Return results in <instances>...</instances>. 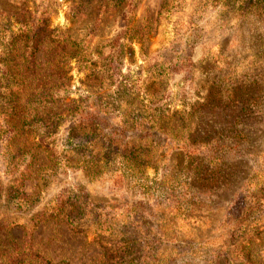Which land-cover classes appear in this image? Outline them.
<instances>
[{"label":"rangeland","instance_id":"rangeland-1","mask_svg":"<svg viewBox=\"0 0 264 264\" xmlns=\"http://www.w3.org/2000/svg\"><path fill=\"white\" fill-rule=\"evenodd\" d=\"M20 31L0 264H264V0H0V51ZM212 83L242 102L195 112Z\"/></svg>","mask_w":264,"mask_h":264},{"label":"trees","instance_id":"trees-1","mask_svg":"<svg viewBox=\"0 0 264 264\" xmlns=\"http://www.w3.org/2000/svg\"><path fill=\"white\" fill-rule=\"evenodd\" d=\"M40 43H41V37L38 36V34L36 33L26 34L20 31L18 33L8 34V39H6V43L3 42V44L1 45L2 51H0V64L3 67L11 69L14 73H16L14 75L17 77H21L22 75L26 74V73H23L26 71L34 72L33 71L34 62H35L34 54L37 52V48H38L37 46ZM21 60L24 61V68L20 67L18 64L19 63L18 61H21ZM25 78H27L26 75H25ZM238 86L239 87H236L235 89L233 88L231 89L230 86L227 87V85H225L226 89L223 91L221 86H220L221 90H219V87H217V84L212 83L209 86L210 91L208 92L207 96L202 97L203 102L201 103L196 102L194 104L193 107L196 109L195 112H199L203 107L213 105V101L215 102L214 106H218V104L221 106L223 105V102H226V101L237 103V100H241V101H238V103L242 102L243 99H242L241 94L243 92L242 90L243 87L241 85H238ZM222 91L224 92V94H220V92ZM24 113L26 114L25 117L28 118V113L27 112H24ZM101 114L102 113H89V116H93L91 117L90 121L95 120V117ZM163 123L164 121L162 120L160 123V126H162ZM90 126H92V123L91 122L88 123L84 121V117L82 116H80L79 120L77 121L75 125V127L80 128L81 131H85L87 128H90ZM122 154H123L122 152L121 154L119 153V157L123 159L125 164H130L129 160L126 159L124 155ZM189 157H191V155H189ZM138 159H140L139 160L140 162L137 161V159L134 161V163L138 167L144 168L145 166H147L145 161L141 163V161L143 160L142 158H138ZM24 258H22L20 254L18 253L10 254L7 257V260H8L7 264H26L27 258L26 257ZM237 260L238 259L235 258L233 259V261H231V263L236 264L235 261ZM246 260L247 259H245V261L240 262L238 264H257L254 261H250V260L246 261ZM27 264H28V261H27ZM42 264H50V262L47 260H44L42 261Z\"/></svg>","mask_w":264,"mask_h":264}]
</instances>
